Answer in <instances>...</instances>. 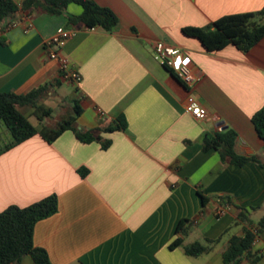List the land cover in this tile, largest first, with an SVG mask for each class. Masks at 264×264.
Listing matches in <instances>:
<instances>
[{"label": "crops", "instance_id": "obj_1", "mask_svg": "<svg viewBox=\"0 0 264 264\" xmlns=\"http://www.w3.org/2000/svg\"><path fill=\"white\" fill-rule=\"evenodd\" d=\"M91 1L116 15L115 31H88L63 15L18 11L17 24L0 31V92L25 94L53 83L42 102L52 100L56 112L67 111L66 99L56 94L63 81L58 62L44 49L62 27L72 35L60 54L81 76L77 85L66 82L75 93L69 110L74 99L81 109L77 129L103 130L120 116L127 127L99 132L109 141L106 149L67 130L50 144L35 135L1 153L0 212L56 195L57 212L38 221L32 235L51 264H224L228 238L241 236L246 226H233L238 213L247 212L251 227L264 217V168L222 163L215 150H202V139L233 131L235 153L264 162V144L251 121L264 105V37L245 53L233 45L207 52L181 30L257 12L264 0ZM71 6L69 14L81 13ZM158 41L195 64L198 80L190 93L206 110L204 120L187 114L166 86L180 88L154 59ZM220 198L227 199L225 207ZM182 219L191 228L182 246L170 249ZM205 239L219 241L199 256L184 254L183 246ZM249 256L239 264H264V232ZM19 264L33 262L25 256Z\"/></svg>", "mask_w": 264, "mask_h": 264}, {"label": "trees", "instance_id": "obj_2", "mask_svg": "<svg viewBox=\"0 0 264 264\" xmlns=\"http://www.w3.org/2000/svg\"><path fill=\"white\" fill-rule=\"evenodd\" d=\"M70 5H76L81 9L79 15L67 12ZM18 11L27 13L43 12L52 16L63 15L71 26L84 29H102L111 33L118 27L116 15L108 8L102 7L91 0H0V24L15 19ZM181 32L198 40L207 52H214L233 45L241 52H248L264 37V6L257 12L240 13L223 16L210 25L199 27H185ZM53 83L45 84L32 89L25 94L13 92H0V138L3 142L0 154L10 148L39 135L48 144L55 141L63 132L70 130L80 142H99L103 149L109 145V141H103L99 132L123 131L127 124L123 117H118L103 130L80 131L77 129L76 120L81 114L78 100L72 101V114L59 121L54 128L42 126L40 129L30 122V117L37 121L51 116V109L42 103ZM28 108L30 114H25L22 109ZM252 124L258 137L264 144V105L256 111L252 118ZM6 133L9 139L2 137ZM236 134L227 130L224 133L209 136L202 139V150H215L222 163H229L241 167L248 162L258 164L264 168V162L257 157L239 156L234 151ZM204 205L207 199L199 194ZM221 205L225 207L227 199L220 198ZM58 209L57 197L52 194L25 207L10 205L0 212V264H19L21 259L29 256L33 264H51L47 253L33 245L32 235L34 225L45 218L55 214ZM244 224L242 235H231L228 238L226 249L222 253L224 264H239L242 258L250 257L252 243L257 235L264 232V217L254 227L246 211H240L233 226ZM249 226V227H248ZM191 228V222L187 219L179 221L176 227L178 237L169 245L170 249L182 246V238ZM228 228L223 235L228 234ZM215 241L205 239L203 243L194 242L183 246V252L189 257H196L207 253Z\"/></svg>", "mask_w": 264, "mask_h": 264}, {"label": "built area", "instance_id": "obj_3", "mask_svg": "<svg viewBox=\"0 0 264 264\" xmlns=\"http://www.w3.org/2000/svg\"><path fill=\"white\" fill-rule=\"evenodd\" d=\"M25 22V32H27L31 28L29 15L26 17ZM16 24V20L0 24V31L9 29ZM86 30L94 31L95 28ZM71 35V31L62 27L58 28L54 35L45 41L44 49L50 59L58 62L61 79L64 82L77 85L81 82V76L76 70L70 67L67 58L60 54L65 42ZM152 52L154 59L158 61L161 66L168 69L177 81L180 87L179 89L176 86H172L170 83H167L166 86L174 94L176 99L183 103L184 111L197 121L204 120L207 117L206 110L194 100L190 93V89L198 80L196 67L193 61L175 47L160 41L153 44ZM223 212V210H219L218 214L221 215Z\"/></svg>", "mask_w": 264, "mask_h": 264}, {"label": "rangeland", "instance_id": "obj_4", "mask_svg": "<svg viewBox=\"0 0 264 264\" xmlns=\"http://www.w3.org/2000/svg\"><path fill=\"white\" fill-rule=\"evenodd\" d=\"M71 7H78V6H75V5H72ZM57 96H59V98H65L66 99V102H65V105H66V110H61V112H56L55 110V104H54V101H48L47 103H43L45 107H48V108H51V109H54V112H53V115L48 117V118H45L43 119V121H37L34 117H30V122L35 126L37 127L38 129H40L42 126H47V127H50V128H54L56 127L57 123L65 118H67L70 114H72L71 112V109L69 110L70 108V103L67 101V100H71L70 99V96H74L75 93H74V90L73 88L68 85L66 82L62 81V84L60 85L59 89H58V92L56 93ZM55 96L54 99L57 97ZM22 111L25 113V114H30L31 110L28 109V108H24L22 109ZM190 242V239L186 240V243Z\"/></svg>", "mask_w": 264, "mask_h": 264}]
</instances>
